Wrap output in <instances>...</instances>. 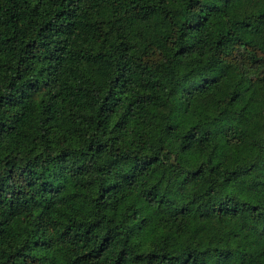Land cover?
I'll list each match as a JSON object with an SVG mask.
<instances>
[{
	"label": "trees",
	"instance_id": "1",
	"mask_svg": "<svg viewBox=\"0 0 264 264\" xmlns=\"http://www.w3.org/2000/svg\"><path fill=\"white\" fill-rule=\"evenodd\" d=\"M0 264H264V0H0Z\"/></svg>",
	"mask_w": 264,
	"mask_h": 264
}]
</instances>
